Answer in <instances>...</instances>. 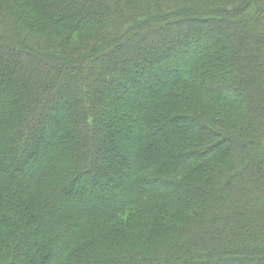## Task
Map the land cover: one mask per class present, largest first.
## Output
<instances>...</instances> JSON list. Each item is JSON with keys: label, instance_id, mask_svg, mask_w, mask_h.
<instances>
[{"label": "trees", "instance_id": "obj_1", "mask_svg": "<svg viewBox=\"0 0 264 264\" xmlns=\"http://www.w3.org/2000/svg\"><path fill=\"white\" fill-rule=\"evenodd\" d=\"M0 99V264H264V0H0Z\"/></svg>", "mask_w": 264, "mask_h": 264}, {"label": "rangeland", "instance_id": "obj_2", "mask_svg": "<svg viewBox=\"0 0 264 264\" xmlns=\"http://www.w3.org/2000/svg\"><path fill=\"white\" fill-rule=\"evenodd\" d=\"M203 25H205V24H203ZM204 28L207 29L208 26L207 27L204 26ZM235 31H236V29H232L231 30V32H235ZM42 34H44V33H42ZM81 34L82 33H79V31H76V34H74V35L68 34L67 36H65V34H63L61 36L60 35H56V37H55L54 34H52V35L50 34V36H52L51 39H53V40L54 39H57V40L65 39L64 40L65 46H74L75 47V46H78L79 44L81 45L83 43V41H84V38H82ZM216 35L218 37V40L220 42H222L220 40L222 38V36H223V32H222L221 28L217 29ZM57 36H60V37H57ZM88 38L90 39V35L89 34L87 35V38H86V42L87 43L89 41ZM134 42H135L136 45H139V46H137L138 48L141 47L140 46V41H137L136 39H134ZM127 53H128V46L122 45L121 49L119 51L115 52L114 57L116 58V63L117 62L119 63V59H120L121 56L122 57L127 56ZM174 73L175 72H173V74ZM66 75H70V72H66ZM109 88H111L114 92H119L118 90H121V93L125 97H127L126 98V102H128L131 106H134V104H135V96L131 95V92H130V90H133V88L119 87V86H116V85H113V84H110ZM226 94L230 95V97L233 98V99L240 98V96L238 94V90L237 89L235 90V88L233 86H231L229 89H227ZM1 98L4 99V96L1 97ZM2 99H0V108H1L2 102H3ZM57 101L58 102H56V104L57 105L60 104V100H57ZM142 109L139 110L137 107L135 109L136 111L140 112L139 114H141L142 118L139 117V119L141 118L142 121H144V120L149 121L150 119H152L151 118L152 117L151 116V110L149 108L148 109L146 108L144 110H142ZM59 110L60 109L57 107L55 112H60ZM142 124H144V123H142ZM49 126H51V125L48 124L47 128H49ZM48 131H49V129L47 130L46 136L50 135V133ZM58 131H59V129H58ZM181 137H182V135H180V137H176L175 138V137H173L170 134H166L164 136L161 133H158V134H156L154 136H150V135L145 133L143 135V142L140 143V147L141 146L142 147L141 148L138 147V149L136 151V157L135 158H136L137 161H145V163H150V162H157L159 160L160 154H162V152H161L163 150L162 148L166 147L165 151H167V150H169V151L170 150H174V151L182 150V151H184L185 149H183L182 147L180 149V147L176 146V143L178 142V139H180ZM147 144L149 145L148 147H147ZM48 145L52 146V148L53 147L55 148L57 146V142L53 141L50 144V143L47 142V140L45 138V141L39 145V150L40 151L44 150V147L48 146ZM109 157H110V155H109ZM30 162H32V161L30 160ZM130 166H131V164L128 161L124 162L122 164V171H124V172L127 171ZM113 179H115V177ZM112 182H114V181H112ZM97 188H98V186H96V189ZM124 215L125 214L119 215L118 217H120V219H117V220H114V221H112L110 219L107 222V227H110L111 224L114 225V223H119V221L124 220L125 219ZM115 216H117V214ZM36 263L37 264H49V263H46L45 261L44 262H41V261L38 262L37 261ZM24 264H27V263H24ZM204 264H209V263H204Z\"/></svg>", "mask_w": 264, "mask_h": 264}]
</instances>
